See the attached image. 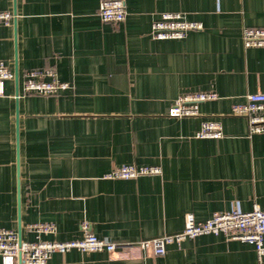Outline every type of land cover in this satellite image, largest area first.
<instances>
[{
  "label": "crops",
  "instance_id": "obj_1",
  "mask_svg": "<svg viewBox=\"0 0 264 264\" xmlns=\"http://www.w3.org/2000/svg\"><path fill=\"white\" fill-rule=\"evenodd\" d=\"M120 22L103 21L98 0H0V59L18 74L0 96V226L32 240L29 222L47 221L42 239L85 230L136 243L180 231L186 213L254 203L264 208V131L249 133L231 104L264 91V46L245 47L241 28L264 26V0H125ZM15 9V14H13ZM162 12L200 21L182 38L151 37ZM54 69L69 86L23 93L25 72ZM215 91L199 114H167L180 93ZM221 137H197L204 119ZM122 163L158 165L157 174L105 178ZM85 224V226H83ZM1 264V259H0ZM27 264V263H21ZM46 264H264L252 243L202 233L165 245L163 255L53 251Z\"/></svg>",
  "mask_w": 264,
  "mask_h": 264
},
{
  "label": "built area",
  "instance_id": "obj_2",
  "mask_svg": "<svg viewBox=\"0 0 264 264\" xmlns=\"http://www.w3.org/2000/svg\"><path fill=\"white\" fill-rule=\"evenodd\" d=\"M98 15L101 20L120 22L127 14L125 0H98ZM10 11H0V22L9 23ZM202 28L200 21L191 20L183 12H162L151 24L150 35L156 39L182 38L189 30ZM241 40L245 47L264 46V26L241 28ZM13 78V72L0 59V96L5 94V81ZM69 83L60 80L54 69L31 68L25 72L23 93L51 94L67 88ZM215 91L196 90L180 93L168 107L167 114L174 117L195 116L199 114V103L218 98ZM231 114L244 116L249 133L264 131V91L247 92L241 100L231 104ZM222 126L216 119H204L195 132L197 137H221ZM158 165L122 163L103 173L105 178H133L145 174H157ZM85 226V224L83 225ZM25 228L34 233V239L18 238L12 228L0 226L1 264H46L53 251L65 252L71 248L80 250L128 251L131 248L149 251L152 255H163L165 245L172 241L179 242L187 237L202 233H222L228 239H239L252 243L258 257L264 254V208L254 203L249 210L238 207L227 211L214 212L203 220H196L192 213H186L184 226L180 231L164 234L136 243L116 242L108 237H100L85 230L80 238L55 240L42 239V233H54L52 222H29Z\"/></svg>",
  "mask_w": 264,
  "mask_h": 264
},
{
  "label": "water",
  "instance_id": "obj_3",
  "mask_svg": "<svg viewBox=\"0 0 264 264\" xmlns=\"http://www.w3.org/2000/svg\"><path fill=\"white\" fill-rule=\"evenodd\" d=\"M13 14H15V9H13ZM14 80H15V83H16V88H15V96H16V98H17V96H18V74H17V70L15 69L14 70ZM18 238H19V240L21 239V234H20V229H18ZM18 264H21V261L20 260H18Z\"/></svg>",
  "mask_w": 264,
  "mask_h": 264
}]
</instances>
